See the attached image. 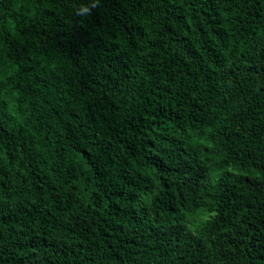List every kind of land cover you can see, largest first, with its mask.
I'll use <instances>...</instances> for the list:
<instances>
[{"label":"trees","instance_id":"16d2710c","mask_svg":"<svg viewBox=\"0 0 264 264\" xmlns=\"http://www.w3.org/2000/svg\"><path fill=\"white\" fill-rule=\"evenodd\" d=\"M95 2L0 0V264H264V0Z\"/></svg>","mask_w":264,"mask_h":264},{"label":"rangeland","instance_id":"374dc122","mask_svg":"<svg viewBox=\"0 0 264 264\" xmlns=\"http://www.w3.org/2000/svg\"><path fill=\"white\" fill-rule=\"evenodd\" d=\"M201 222V219L196 218L195 220H190L187 225L190 229L195 230V228L199 226Z\"/></svg>","mask_w":264,"mask_h":264},{"label":"clouds","instance_id":"9594fccd","mask_svg":"<svg viewBox=\"0 0 264 264\" xmlns=\"http://www.w3.org/2000/svg\"><path fill=\"white\" fill-rule=\"evenodd\" d=\"M96 6H98V0H96V2L93 3V7H96ZM85 11H87V9H85Z\"/></svg>","mask_w":264,"mask_h":264}]
</instances>
